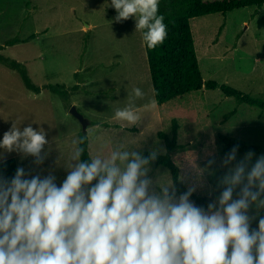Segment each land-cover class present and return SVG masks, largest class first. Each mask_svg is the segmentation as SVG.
I'll list each match as a JSON object with an SVG mask.
<instances>
[{"label": "rangeland", "instance_id": "obj_1", "mask_svg": "<svg viewBox=\"0 0 264 264\" xmlns=\"http://www.w3.org/2000/svg\"><path fill=\"white\" fill-rule=\"evenodd\" d=\"M116 15L105 0H0V55L22 64L40 89H27L16 70L0 64V139L16 123L21 129L43 127L48 140L41 164L17 152H4L0 161L14 158L26 178L51 174L59 186L69 171L72 140L84 133L72 107L89 122L85 134L92 155L102 141L109 147L123 143L143 155L154 147L166 154L160 133L172 139L175 120L177 148L171 157L181 181L198 195L210 194L214 173L228 171L219 136L264 148V109L206 88L157 104L141 33L134 19L116 22ZM190 27L204 81L264 99V5L195 17ZM135 87L145 94L137 100L142 122L122 126L112 116ZM245 154L237 152L233 163ZM261 155L255 153L252 163ZM148 175L171 178L163 166ZM260 210L250 206V223Z\"/></svg>", "mask_w": 264, "mask_h": 264}, {"label": "clouds", "instance_id": "obj_2", "mask_svg": "<svg viewBox=\"0 0 264 264\" xmlns=\"http://www.w3.org/2000/svg\"><path fill=\"white\" fill-rule=\"evenodd\" d=\"M105 2L116 22L134 19L146 48L166 40L160 0ZM144 95L139 87L127 92L112 119L138 127L137 100ZM46 135L43 127L13 123L0 139V157L17 152L41 164ZM88 140L89 134L72 140L64 164L69 171L59 186L51 174L26 178L23 168L10 181L0 178V264H264V217L250 231L248 215L252 205L264 209V155L252 163L249 151L233 163V147L222 162L228 169L220 181L224 190L205 210L190 200L195 188L177 198L168 175L149 177L160 149L145 157L102 141L82 161Z\"/></svg>", "mask_w": 264, "mask_h": 264}, {"label": "trees", "instance_id": "obj_3", "mask_svg": "<svg viewBox=\"0 0 264 264\" xmlns=\"http://www.w3.org/2000/svg\"><path fill=\"white\" fill-rule=\"evenodd\" d=\"M263 5L264 0H160L159 14L165 17L164 22L168 27V36L164 43L158 45L155 49L145 47L154 97L157 104L161 105L176 97H182L192 91L206 88L220 89L224 95L234 97L238 104L245 103L264 109V99L245 94L226 84H220L213 80H203L190 27V20L195 17L214 13L226 14L232 10L247 6L261 8ZM0 64L16 70L27 89L33 92L40 91L39 87L27 75L26 69L22 64L15 60L6 59L1 55ZM235 112L236 110H232L225 115L224 119H227ZM177 128L178 125L174 120L172 122V139H168L160 133V137L165 140L167 152L166 154H160L152 162L151 168L156 170L160 166L165 167L170 172L176 196H180L188 188L181 181L180 168L171 157L172 151L177 148ZM79 135H85V133H80ZM219 138L223 143V147L221 148L223 154L230 153L233 147L236 146H238V152L241 153L249 151L264 153L263 147L246 145L230 140L224 135H220ZM87 155H89L88 146L86 152L81 157L82 161L88 160ZM148 155L149 153H144L145 157ZM18 168L19 165L14 158L0 161V178L10 181ZM223 177L222 171L217 170L214 173L213 191L210 194L202 196L193 192L190 200L196 206L207 209L208 204L217 200L220 193L224 190V187L220 185ZM238 193L239 188L236 189L233 196L238 198ZM261 217H264V209H261L256 218L250 223V231L257 229ZM229 251H231V248H229Z\"/></svg>", "mask_w": 264, "mask_h": 264}, {"label": "water", "instance_id": "obj_4", "mask_svg": "<svg viewBox=\"0 0 264 264\" xmlns=\"http://www.w3.org/2000/svg\"><path fill=\"white\" fill-rule=\"evenodd\" d=\"M70 113L75 116L79 122L81 123L82 125V131L85 133L86 132V129H87V126L89 125V122L87 121V119H85L78 111L75 107H72L71 110H70Z\"/></svg>", "mask_w": 264, "mask_h": 264}]
</instances>
